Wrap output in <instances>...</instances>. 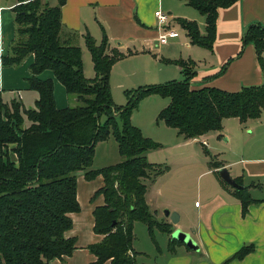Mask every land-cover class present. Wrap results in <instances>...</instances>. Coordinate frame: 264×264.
Returning <instances> with one entry per match:
<instances>
[{"label":"trees","instance_id":"obj_1","mask_svg":"<svg viewBox=\"0 0 264 264\" xmlns=\"http://www.w3.org/2000/svg\"><path fill=\"white\" fill-rule=\"evenodd\" d=\"M184 1L206 20L203 35L195 23L181 20L186 35L191 43L211 49L218 9L237 0ZM63 3L64 0H56L54 5L51 0H15L12 7L16 37L1 56V64L18 65L32 54L27 82L38 97L33 108L21 110L18 102L6 104L0 93V264H49L53 258L62 259L72 253L76 241L66 237L65 232L72 227L70 213L80 210L77 174L81 171L86 179L98 175L104 178V185L95 193L102 194L104 202L93 210V230L103 237L88 246L96 257L91 264H137L132 247L135 220L171 233L166 223L154 222L145 199L144 180L168 167L146 159V152L157 145L129 122L140 93L168 97L169 103L157 119L185 138H195L221 130L224 118L236 117L241 123L259 118L264 110V83L246 85L234 92L206 86L192 89L194 63L179 59L174 62L181 67L183 80L140 89L126 106L118 109L112 102L109 73L113 63L129 51L111 47L104 31L100 41L85 34L94 71L92 78L85 77L81 48L72 43L75 33L69 31V37L64 34ZM242 41L254 44L262 63L264 26L250 24ZM46 69L53 72L68 96H74L72 100L78 101L77 105L56 107L53 80L38 78ZM116 114L122 120L121 130L115 122ZM23 120L27 121L25 127ZM111 132L123 159L114 165L91 168L97 141L106 139ZM210 165L221 166L218 161ZM113 174H117L116 181ZM234 192L245 212L252 200L250 195L244 187ZM179 242L170 238L171 244ZM251 250V245L243 246L234 257L241 258Z\"/></svg>","mask_w":264,"mask_h":264},{"label":"crops","instance_id":"obj_2","mask_svg":"<svg viewBox=\"0 0 264 264\" xmlns=\"http://www.w3.org/2000/svg\"><path fill=\"white\" fill-rule=\"evenodd\" d=\"M164 1L64 0L61 6L64 34L69 37V31L75 33L72 43L80 46L82 53L83 47L88 51L84 35L90 34L96 41H100L104 31L111 47L123 52L129 51L123 61L168 53L166 55L172 60L156 68L163 72L161 80L158 75V80L162 82L168 79L183 80L181 67L173 61L182 58L194 63L195 72L190 81L192 89L206 86L234 92L246 85L264 83V52L261 63L254 44L242 41L250 24L264 26V0H237L227 7H220L211 49L192 48V44L188 42L187 54H180L179 57L173 43H168V39L173 37H168L167 42L161 44L162 48H158V36L163 28L158 24L154 11L165 9ZM55 3L56 0H51V4ZM14 4L15 0H0V93L6 104L18 102L22 110L33 108L38 97V93L27 82V78L31 76L33 55L26 56L18 65L1 64V56L8 52L16 37L12 9ZM203 25L205 29V20ZM178 35L177 32L175 37ZM192 49L194 50L190 52ZM84 54L85 52L82 53L83 56ZM88 55L91 61L89 51ZM121 70L117 69L116 74L120 72L122 75ZM136 73L135 70L128 72L131 76ZM38 78L53 80L57 108L69 105L65 87L51 70H44ZM137 79L139 77L135 78ZM26 122L23 120V127ZM208 133L211 134L209 140L214 147L224 146L234 158L218 160L221 164L218 168L208 166L206 172L212 176L204 184L202 201L195 200L192 205L182 187L163 188L159 181H156L158 185L153 187L152 193L149 194L147 188L146 202L150 210L156 216L161 209L176 212L177 223H172L169 216L161 213L163 223L170 226L171 233L176 228L189 233L197 244V249L193 250L184 243L171 244L169 241L164 264H264V110L259 118L249 119L245 123H241L236 117L224 118L221 130L208 131L195 138H185L177 132L185 145L200 141L204 146L206 144L203 138ZM221 167H226L231 177L237 179L250 195L252 200L245 212L242 211L241 201L234 192L235 188L219 176L218 169ZM164 173L165 171L155 176V180L164 176ZM103 185L104 178L101 175L86 179L82 171L77 174V200L80 210L70 213L72 227L65 232L66 237L75 238V249L62 259H51L49 264H91L95 261L96 257L88 246L99 242L103 237L93 230V210L104 202L103 195L95 193ZM246 245H251L252 250L241 258H235V253Z\"/></svg>","mask_w":264,"mask_h":264},{"label":"rangeland","instance_id":"obj_3","mask_svg":"<svg viewBox=\"0 0 264 264\" xmlns=\"http://www.w3.org/2000/svg\"><path fill=\"white\" fill-rule=\"evenodd\" d=\"M164 6L165 9H162V11L168 15L167 23L164 24L165 28H170L179 34L178 37L169 38L168 43H173L177 57L180 54L184 56L188 52L186 44L190 42V39L186 35V31L181 26L180 21L187 20L195 23L197 29L203 35L205 33L203 25L205 16L188 5L184 0H165ZM162 31L164 30L162 29ZM190 44H192V48H205L191 42ZM159 45L160 47L158 48H162L161 44ZM82 50L85 52L84 56L82 55L84 75L87 78H92L94 71L90 57H88V51L84 47ZM166 54L164 52L160 53V55L151 54L149 56H140L139 58H130L127 61H123V58H121L113 63L109 73V87L112 102L118 109L126 106L129 99L136 95L140 89L166 83L167 80L163 82L158 80V75L160 80L162 78V71L156 69L157 66L165 65L166 61L172 60ZM162 55L163 57H161ZM179 59L177 58L175 60ZM182 60L188 61L187 59ZM151 61H154V63ZM117 69H122V75L120 72L116 74ZM129 70H135L137 72L136 75H129ZM136 77H139V79L135 80ZM170 80L174 79H168V81ZM73 97V95L68 96L69 105L67 106H75L78 104V101L72 100L74 99ZM136 102V106L130 113L129 122L138 128L144 137L149 138V140L157 145L154 149H149L150 151L148 150V153L146 152V159L149 162L166 165L168 167L165 170L164 176L158 178V180H155L154 177L144 180L146 187L149 188V194L153 192V187L158 185L156 181H159V184L161 183L163 188L167 186L170 189L178 188V186L182 187L192 205L195 200L202 201L204 184L212 176V174L206 172L210 163L226 157H230L227 159L231 160L234 156L223 148L224 146H219L220 148L214 147V144L210 143L209 135L211 134L209 133L203 138L206 146L202 145L200 141L185 145L176 130L167 126L163 120L157 119L158 113L168 105V97L155 92H141ZM103 120L104 117L101 118V121ZM115 122L118 129L121 130L123 124L118 114L115 116ZM119 157L121 156L118 151L117 142L114 133L111 132L106 139L97 141L91 168L114 165L123 159ZM116 160L117 162H115ZM192 209L193 207H191ZM159 213L156 216L153 211V220L156 224L163 223L161 217L162 214L165 215V209L159 210ZM133 235L132 247L136 253L135 259L137 264L165 263V257L168 255L167 245L170 241V234L165 229L157 226L149 228L146 223L135 220L133 222Z\"/></svg>","mask_w":264,"mask_h":264},{"label":"water","instance_id":"obj_4","mask_svg":"<svg viewBox=\"0 0 264 264\" xmlns=\"http://www.w3.org/2000/svg\"><path fill=\"white\" fill-rule=\"evenodd\" d=\"M219 176L223 181H225L228 185L234 187L235 189L239 190L243 188L242 185L236 182V180L231 177L228 169L226 167H221L218 169ZM117 174H113L112 179L113 181H116ZM165 215L169 216L172 223H177L178 220V214L176 212H169V210H165ZM171 239L178 240L182 243H184L189 249L196 250L197 244L192 239V237L189 235V233L182 231L180 228H176L171 233Z\"/></svg>","mask_w":264,"mask_h":264},{"label":"built area","instance_id":"obj_5","mask_svg":"<svg viewBox=\"0 0 264 264\" xmlns=\"http://www.w3.org/2000/svg\"><path fill=\"white\" fill-rule=\"evenodd\" d=\"M154 15L158 20V24L161 25L164 31L161 32L158 36V42L160 44H164L167 42L168 37H175L177 36V32L171 30L170 28H165L164 24L167 23L168 15L165 14L161 9H157L154 11ZM198 204V203H196Z\"/></svg>","mask_w":264,"mask_h":264}]
</instances>
